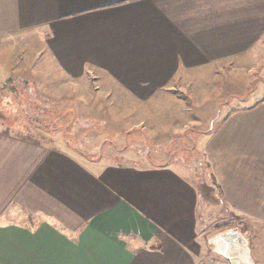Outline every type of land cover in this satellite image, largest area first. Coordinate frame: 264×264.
<instances>
[{"label": "crops", "instance_id": "obj_1", "mask_svg": "<svg viewBox=\"0 0 264 264\" xmlns=\"http://www.w3.org/2000/svg\"><path fill=\"white\" fill-rule=\"evenodd\" d=\"M0 58L33 87L42 60L44 94L77 88L105 133L167 148L93 159L0 120V264H230L198 243L199 192L171 153L193 126L224 204L264 223V97L194 123L264 63V0H0Z\"/></svg>", "mask_w": 264, "mask_h": 264}, {"label": "rangeland", "instance_id": "obj_2", "mask_svg": "<svg viewBox=\"0 0 264 264\" xmlns=\"http://www.w3.org/2000/svg\"><path fill=\"white\" fill-rule=\"evenodd\" d=\"M43 64L44 62L42 60L40 62L39 59L30 72L31 76L29 77L35 87L28 85L27 81H18L15 85L16 79L11 82L8 75L5 76L6 66L9 65L7 63L4 65L0 58V81L5 83L3 86H6L0 93V120L14 125L7 130L21 135L27 134L35 140L39 136L48 138L54 143L62 144L61 146L64 148L73 147L83 151L91 155L93 159H98L101 155L102 158H105L104 160L113 161L114 158V160L120 161L123 159L125 149L132 156H139V159L146 156L148 151L154 157L158 153L160 155L165 153L166 144L163 146L162 143L159 145L157 142H147L144 135H138L136 130L133 131L132 135L135 138L132 139L125 135L124 131H121L119 136L105 133V128L98 127L101 124L99 118L102 113L91 111L90 106L88 107L91 102L90 95L79 96L77 88L70 89L67 85L66 90L61 89L59 95L44 94L46 88L41 85L45 83L48 75H41ZM256 66L255 70L247 76L248 80L237 84L230 81L225 82L224 93L220 97V99L222 98L220 107L216 111H208L216 106V100H211L201 109L194 110V123L198 120L196 118H199L202 124L199 130H210L213 126L216 127L231 109L250 107L264 97V63H259ZM83 103L87 104V108ZM92 123L95 125H91ZM196 128L194 126L187 127L186 133H181L184 138L175 137L174 142L178 143L176 142L174 147H171V153L175 155L176 163L184 167L188 174L190 173L199 192L198 231L200 239L198 243L202 245L204 251H208V258L218 257L212 252V247L208 245L207 240L210 236L220 230L235 226H239L242 231H248L250 238L254 231L255 236L261 235L256 238L252 236L251 247L256 264H259L260 257L255 241L264 245V223H257L249 218L237 216L235 211L226 204H221L219 200L210 201L204 194H200V186L204 184L210 187L216 196L220 195V192L218 184L209 177L210 164L202 150L205 137L198 136L196 138ZM179 139H183L184 142L179 143ZM78 155L83 160L88 156L85 154L81 156L79 153ZM206 259H203V262H206Z\"/></svg>", "mask_w": 264, "mask_h": 264}, {"label": "water", "instance_id": "obj_3", "mask_svg": "<svg viewBox=\"0 0 264 264\" xmlns=\"http://www.w3.org/2000/svg\"><path fill=\"white\" fill-rule=\"evenodd\" d=\"M207 242L216 256L230 264H256L250 234L242 231L239 226L220 230L210 236Z\"/></svg>", "mask_w": 264, "mask_h": 264}, {"label": "trees", "instance_id": "obj_4", "mask_svg": "<svg viewBox=\"0 0 264 264\" xmlns=\"http://www.w3.org/2000/svg\"><path fill=\"white\" fill-rule=\"evenodd\" d=\"M6 86H3V85H0V93L2 92V90L5 88ZM227 118V117H226ZM38 128V127H37ZM199 191H200V194H204L205 195V197H207V199H210V201H212V200H219V202L221 203V204H224V198L223 197H221V190H220V187H219V192H220V195H218V196H216L214 193H213V191H212V189H210V187H208L207 185H201L200 186V189H199Z\"/></svg>", "mask_w": 264, "mask_h": 264}]
</instances>
